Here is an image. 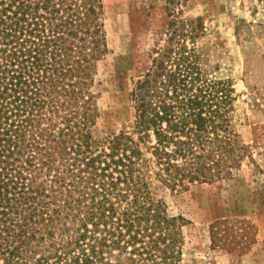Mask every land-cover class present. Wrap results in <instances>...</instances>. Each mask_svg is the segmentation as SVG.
<instances>
[{"label":"trees","instance_id":"1","mask_svg":"<svg viewBox=\"0 0 264 264\" xmlns=\"http://www.w3.org/2000/svg\"><path fill=\"white\" fill-rule=\"evenodd\" d=\"M100 9L0 0L3 264H177L184 217L160 189L229 175L247 149L231 125L232 79L201 63L189 40L205 26L182 18L130 92L131 125L95 129Z\"/></svg>","mask_w":264,"mask_h":264},{"label":"rangeland","instance_id":"2","mask_svg":"<svg viewBox=\"0 0 264 264\" xmlns=\"http://www.w3.org/2000/svg\"><path fill=\"white\" fill-rule=\"evenodd\" d=\"M99 15L107 46L90 86L94 127L109 132L131 125L130 92L166 43L170 21L205 26L189 45L232 79L231 125L247 149L229 175L159 193L184 217L177 264H264V0H181L174 11L165 0H101Z\"/></svg>","mask_w":264,"mask_h":264}]
</instances>
